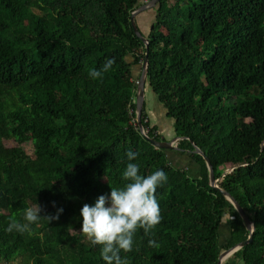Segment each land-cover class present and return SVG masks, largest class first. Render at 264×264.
<instances>
[{
  "label": "trees",
  "instance_id": "trees-1",
  "mask_svg": "<svg viewBox=\"0 0 264 264\" xmlns=\"http://www.w3.org/2000/svg\"><path fill=\"white\" fill-rule=\"evenodd\" d=\"M149 2L0 0V264H104L79 232V210L122 186L129 148L140 173L161 168L168 179L154 194L161 220L147 235L137 229L131 251L120 253L126 264H218L250 236L222 190L255 226L252 242L222 264H264V0H160L147 32L135 16L147 39L145 86L174 121L173 151L198 177L138 127L132 67L146 46L131 16ZM106 58L111 69L90 78ZM140 120L166 142L145 103ZM37 204L42 216L63 212L30 232L5 231Z\"/></svg>",
  "mask_w": 264,
  "mask_h": 264
},
{
  "label": "clouds",
  "instance_id": "clouds-1",
  "mask_svg": "<svg viewBox=\"0 0 264 264\" xmlns=\"http://www.w3.org/2000/svg\"><path fill=\"white\" fill-rule=\"evenodd\" d=\"M114 61L106 58L99 69H89L92 79L102 78L108 72ZM126 163L120 172L122 186H110L105 195L97 196L91 204L85 203L79 210V232L89 242L90 246H99V256L104 264H126L121 252H129L133 246V236L137 229H142L147 235L161 220L156 189L167 182L163 169L142 174L138 164L133 162L138 153L131 148L124 153ZM63 208H56L53 215H40V206L25 207L22 221L10 218L5 231L23 234L31 231V226L41 218L47 223L58 219ZM154 244L153 240L148 241Z\"/></svg>",
  "mask_w": 264,
  "mask_h": 264
},
{
  "label": "rangeland",
  "instance_id": "rangeland-1",
  "mask_svg": "<svg viewBox=\"0 0 264 264\" xmlns=\"http://www.w3.org/2000/svg\"><path fill=\"white\" fill-rule=\"evenodd\" d=\"M137 23L139 24L140 28L147 32L150 29L151 24L155 20V9L154 6H150L149 8L140 11L136 16ZM129 61H133L132 56H128ZM141 63L135 64L133 67L137 68V73L140 76L142 69ZM132 67V70H133ZM139 76L137 77L136 81L139 80ZM135 79V78H134ZM144 102L146 105V111L148 112L149 119L151 124L156 125L161 129L160 134L164 137L166 142L173 141L175 136V129H174V121L171 118L166 116V112L164 107L160 104L157 99V96L154 94L152 89L147 85L145 86L144 91ZM159 132V131H158ZM12 144V143H8ZM176 144V143H175ZM176 147V145H175ZM27 153L31 154L32 150L29 145L26 147ZM167 155L170 162L180 168L188 169L190 174L193 177H198V166L194 164L185 154H182L177 151L167 150ZM225 171H231L230 166H223L220 169V172L225 173ZM230 237V225L228 223H223L221 226V242L225 244L226 240Z\"/></svg>",
  "mask_w": 264,
  "mask_h": 264
},
{
  "label": "water",
  "instance_id": "water-1",
  "mask_svg": "<svg viewBox=\"0 0 264 264\" xmlns=\"http://www.w3.org/2000/svg\"><path fill=\"white\" fill-rule=\"evenodd\" d=\"M158 1L160 0H151L149 3H145L143 5H141L137 10H135L132 13L131 16V23L132 26L135 30V32L143 39V41L145 42V46H146V53L144 56V61L142 63L141 69V75L140 78L137 82L138 86H137V97H136V104H137V121H138V127L140 132L142 133V135L152 144L154 145L156 148H160V149H165V150H173L175 149V143L180 139V138H175L173 141L171 142H161V141H156L151 139L147 133L145 132V129L142 126L141 123V112H142V108L144 105V91H145V83H146V78H147V71H148V46H147V39L146 37H144L142 35V33L139 31L138 26L136 25L135 22V16L136 14H138L140 11L145 10L147 8H149L150 6H154ZM196 152L198 154H200L201 156H203V158L206 161L208 170H209V178H210V184L213 187L218 188L217 183L218 180H215L214 177V171H213V167L209 161L208 158H206L204 156V153L201 152L200 150L196 149ZM233 170V169H232ZM222 194L233 204V206L235 207V209L237 210V212L239 213L240 217L242 218V220L244 221L246 227L248 228V230L250 231V236L248 238L247 241H244L242 243H240L239 245L235 246L234 248L228 249L226 251H224L220 257H219V262L218 264H222L230 255H232L233 253H235L236 251H238L239 249H241L242 247L246 246L247 244L252 242V238H253V233L255 231V226L254 224L250 221L249 217L247 216V214L245 213V211L241 208V206L239 205V203L233 198L231 197L227 192L225 191H221Z\"/></svg>",
  "mask_w": 264,
  "mask_h": 264
},
{
  "label": "crops",
  "instance_id": "crops-1",
  "mask_svg": "<svg viewBox=\"0 0 264 264\" xmlns=\"http://www.w3.org/2000/svg\"><path fill=\"white\" fill-rule=\"evenodd\" d=\"M138 73H137V68L136 67H133V77L136 79L138 77ZM150 120V119H149ZM152 126H156L154 124H152ZM156 128L158 129L159 132H161V129L159 127L156 126ZM231 256V255H230ZM229 256V257H230Z\"/></svg>",
  "mask_w": 264,
  "mask_h": 264
},
{
  "label": "built area",
  "instance_id": "built-area-1",
  "mask_svg": "<svg viewBox=\"0 0 264 264\" xmlns=\"http://www.w3.org/2000/svg\"><path fill=\"white\" fill-rule=\"evenodd\" d=\"M145 1H147V2H149L150 0H145ZM138 82V80L136 81V83ZM145 132L147 133V131L145 130ZM156 134H157V132H156Z\"/></svg>",
  "mask_w": 264,
  "mask_h": 264
}]
</instances>
